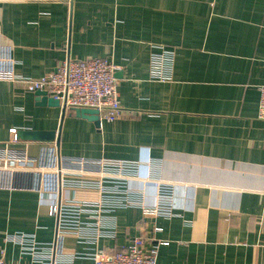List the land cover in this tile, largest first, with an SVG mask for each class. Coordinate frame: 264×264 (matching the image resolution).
<instances>
[{
  "label": "crops",
  "instance_id": "crops-1",
  "mask_svg": "<svg viewBox=\"0 0 264 264\" xmlns=\"http://www.w3.org/2000/svg\"><path fill=\"white\" fill-rule=\"evenodd\" d=\"M0 44L10 48L13 72L31 78L66 56L108 60L121 107L119 117L96 126L0 81V149L36 155L43 145L61 156L151 158L157 179L173 188L169 218L123 208L112 212L113 239L93 245L64 237L61 252L76 256L69 264H92L94 250L107 253L136 236L144 247L167 242L155 264H264V120L257 118L264 0H0ZM151 44L173 50L170 80L148 78ZM19 130L52 138L23 140ZM131 186L143 204L154 202L152 182L137 177ZM46 201L31 190L0 189L5 261L30 259L6 234L54 243ZM49 258L59 264L53 250Z\"/></svg>",
  "mask_w": 264,
  "mask_h": 264
},
{
  "label": "built area",
  "instance_id": "built-area-1",
  "mask_svg": "<svg viewBox=\"0 0 264 264\" xmlns=\"http://www.w3.org/2000/svg\"><path fill=\"white\" fill-rule=\"evenodd\" d=\"M10 48L0 44V81L20 84L25 91H44L58 100L64 110L91 108L98 118L111 122L121 114L115 77L116 66L103 58L84 60L68 56L55 67L31 78L13 72L15 62ZM174 52L159 44L150 45L148 78L153 81L171 79ZM257 118L264 120V85L257 86ZM9 132L13 136L15 130ZM144 170L139 176V171ZM140 177L155 186L154 202H141L142 192L131 182ZM0 189H26L47 197L48 214L55 219L52 243H39L31 233L14 232L4 239L15 243L21 254H28L27 263L5 261L0 264H49L54 251V262L69 264L75 255H64L60 246L70 236L83 243L96 245L100 239L115 237L112 212L123 208H139L143 216L169 218L173 213V188L156 177V162L110 158L61 156L55 147L40 146L36 155L25 148L0 149ZM154 231L160 228L154 227ZM144 240L136 236L124 246L110 252L94 250L88 259L92 264H155L157 252L166 241L154 240L144 247ZM53 246V248H52Z\"/></svg>",
  "mask_w": 264,
  "mask_h": 264
},
{
  "label": "water",
  "instance_id": "water-1",
  "mask_svg": "<svg viewBox=\"0 0 264 264\" xmlns=\"http://www.w3.org/2000/svg\"><path fill=\"white\" fill-rule=\"evenodd\" d=\"M34 100L38 101L39 105H54L58 106V100L52 99L47 96L44 91H35L33 92ZM76 117L85 118L89 121H92L96 126L99 125V118L97 110L91 108H72ZM17 138H21L23 140H48L52 138V134L44 133V132H36L31 130H19L16 133Z\"/></svg>",
  "mask_w": 264,
  "mask_h": 264
}]
</instances>
